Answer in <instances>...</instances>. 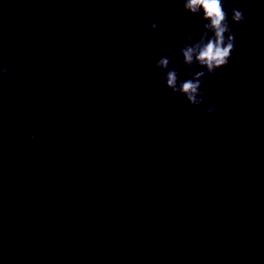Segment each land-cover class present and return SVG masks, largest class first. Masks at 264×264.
Returning <instances> with one entry per match:
<instances>
[{"label": "clouds", "instance_id": "1", "mask_svg": "<svg viewBox=\"0 0 264 264\" xmlns=\"http://www.w3.org/2000/svg\"><path fill=\"white\" fill-rule=\"evenodd\" d=\"M183 10L193 16H199L202 22L203 31L199 39L191 43H185L178 49L182 56L180 65H173L168 57H161L156 62V68L161 72L166 71V86L172 93H178L186 98V102L199 107L206 100L213 99L212 95H205L201 90L206 82L205 77L214 75L216 71L228 65L235 50V36L232 32L229 20L232 23L245 22V15L242 10L235 7L229 9V0H184ZM150 29L156 30L157 23L150 22ZM187 41H193L188 36ZM194 68L201 70L195 73L189 72V78L179 79L180 67ZM7 72V67L0 68V75ZM207 113L215 111L214 106L207 107ZM35 139L29 136V140Z\"/></svg>", "mask_w": 264, "mask_h": 264}]
</instances>
